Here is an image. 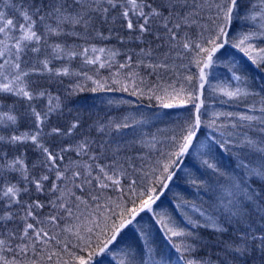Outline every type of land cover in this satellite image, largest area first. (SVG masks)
Listing matches in <instances>:
<instances>
[{"label":"snow or ice","instance_id":"snow-or-ice-1","mask_svg":"<svg viewBox=\"0 0 264 264\" xmlns=\"http://www.w3.org/2000/svg\"><path fill=\"white\" fill-rule=\"evenodd\" d=\"M0 6L4 9L0 10V126L2 131L8 132L10 125L22 119L31 121L33 128L19 135L16 129L8 135L0 134V264H95L96 257L110 253L125 241L126 230L139 225L137 218L141 213L152 211L153 204L160 199L158 190L162 194L169 188L170 182L178 176L177 170L185 172L187 182L202 189L208 197L207 202L182 201L178 205L180 208L190 205L197 213L195 217L186 216L187 227H180L171 219L167 224L163 220L157 221L164 227L168 239L173 241L171 247L182 264H264V106L259 109V117L247 114L240 117L245 122H258L254 134L252 123L233 125V128L247 127L249 131L229 135L227 139L221 131L219 138L215 135L206 137L208 143L202 145L206 151L198 148L192 151L202 128L215 125L214 121L205 125L202 120L204 101L201 97L210 70L219 59L217 53L229 44L237 22H250V28L247 33H241V39L232 46L243 52L252 64L264 66V46L249 43L257 40L264 45V0H0ZM112 12L126 22L128 30L138 31L141 35L150 32L155 23L157 39L166 37L169 51H195L190 63H195L198 71L195 76L186 77L189 82H196L191 90L181 87L177 92L173 88V94L168 98L178 100V103L164 102V97L155 95L164 108L190 103L194 111L181 126L179 134L169 138L167 151L158 150L150 171L137 169L131 163L133 157L127 155V148L120 146L123 130L148 123L152 119L150 115L141 114L143 119L132 118L131 123L128 117H108L106 123L97 118L88 125V135L75 146L61 143L59 151L50 149L46 144L48 139L60 137L63 141L71 137L79 129L81 120L77 118L65 128L51 127L44 131L59 103L53 105L47 89L36 88L29 78L37 68L35 65L29 68V61L24 59L29 52L40 53L43 45L45 51L51 49L52 60L81 55L86 63H95L87 58L88 48L68 45L67 40L86 39L89 30H95L97 22L106 23ZM204 13L208 14L207 26L200 23ZM195 28L199 29V34L193 39L190 33ZM160 30L163 37L158 34ZM141 52L151 55L150 51ZM167 58L165 53V61ZM131 59L128 57L129 61ZM50 62L46 58L40 63L52 73L53 69L48 68ZM120 67H129V64ZM148 67L167 69L168 64L161 62ZM69 74L67 68L55 70L57 76ZM233 78L239 80L241 77L233 73ZM93 83L97 85L91 89L93 92L117 90L106 88L98 81ZM77 88L83 91V88ZM76 90L74 88L73 92ZM119 90L128 91L126 86ZM261 91L264 92V88ZM240 94V89L224 93L229 98ZM46 95L50 97L46 110L37 111L32 102ZM132 95L137 93L134 91ZM9 98L12 103L5 104ZM55 99L59 101V97ZM21 104L27 107L21 110ZM14 112L18 115L11 114ZM93 131L109 139L97 140L91 136ZM28 140L39 153L30 166L26 153L17 147L20 144L27 146ZM139 143L154 147L151 142L141 140ZM220 150L228 153L230 168L217 159L216 153ZM69 151L75 152L80 159L63 163ZM85 156L87 160L83 159ZM186 157L192 158L191 167L185 166ZM122 180L127 184V196ZM94 183L100 190L119 188L121 195L114 206L107 205L106 214L97 211V218L89 221L90 226L69 223V218L79 220L83 215L82 212L76 214L81 204L91 206L83 195L76 194V190L83 193L85 185L91 187ZM33 192L36 197L30 202L19 198L22 195L31 197ZM40 193L46 197L47 204L39 198ZM88 194L96 209H101L100 196ZM46 206H51L52 213L38 219L40 213L37 210ZM46 222L58 228L63 222L60 232L71 239L61 241L59 233L51 235L42 226ZM135 230L138 244L125 243L121 264H170V257L154 247L150 229ZM51 241L63 247L59 251H50ZM64 255L69 259H63Z\"/></svg>","mask_w":264,"mask_h":264},{"label":"trees","instance_id":"trees-1","mask_svg":"<svg viewBox=\"0 0 264 264\" xmlns=\"http://www.w3.org/2000/svg\"><path fill=\"white\" fill-rule=\"evenodd\" d=\"M191 2V0H190ZM0 10H4L0 6ZM204 19L200 20L201 24L205 26L208 25L207 13L202 14ZM237 22L235 30L238 27ZM234 29L232 31H234ZM239 31V30H238ZM235 32V31H234ZM100 33V35H97ZM161 37L164 36L162 30L158 33ZM193 39H196L199 34V29L195 28L190 33ZM205 35L207 33L205 32ZM139 37V38H137ZM51 43V41H49ZM68 45L76 46L81 45L89 49L87 53V58L89 60L96 61L95 63H86L85 57L77 55L72 58L65 57L62 60H52V51L47 49L45 51L44 46L41 45V51L38 54L29 52L28 55L24 57L25 60L29 61L28 67L31 68L33 65L36 66L37 71L32 73L30 80L35 82V86L39 90L47 89L51 94V99L53 105L59 103V108L55 113L52 114L50 120L47 122L48 126L45 127L44 131L47 132L51 127H61L65 128L70 123L74 122L77 118L81 120V124L78 130L71 136L66 137L61 140L60 137H52L46 141L47 146L52 149L55 148L56 151H59V145L63 143L65 146L71 144L75 146V143L78 140H81L83 136L88 135V125L92 123L93 120L100 118L103 122H107L108 117L114 119H122L124 117L129 118V123L132 122V118L136 120H141L143 117L141 114H146L147 112L157 113L164 112L168 110L161 106L160 102L155 99V95H160L164 97V102H168L169 95H171L173 88H181L188 80L186 77L189 75L195 76L197 73V68L195 64L190 63V61L195 57V51L186 53V50L177 49L169 51V44L167 38L157 39V25L154 23L152 30L150 32L144 33L141 35L138 31H130L126 27V22L120 18L116 12L110 13L106 23L97 22L95 25V30H89L86 39H73L69 38L67 40ZM253 45L264 46L259 43L257 40L249 41ZM95 48L97 51L93 52L92 49ZM99 49H104L105 51L100 52ZM141 50H144V53L151 52V55L142 54ZM238 52L230 51L231 56L233 57L234 62L232 63H220L217 64L219 67V83L223 85L224 91H235L240 89V95L238 97L231 98V103L235 105L233 108H223L226 105L223 101V105L220 103L222 101L219 99L214 104H216L215 109L224 110L227 113L229 120L233 119V114L238 118L242 115H255L259 117L261 115L259 109L264 106V92L261 91L260 85L256 83L251 76H253V65L246 67L245 59H248L243 52L237 48ZM115 53V55H113ZM165 53L168 54V58L165 61ZM179 53V54H178ZM193 55V56H191ZM128 57H131V61L128 60ZM46 58L50 59L48 68L53 69L52 73H49L48 70L43 66L41 61ZM161 62H166L168 64L167 69L158 68L153 69L148 67L150 64H159ZM129 64V67L121 68L122 64ZM103 65V66H101ZM195 66V67H194ZM256 66V65H255ZM67 68L69 75H55L56 69ZM235 73L236 76H242L239 80L232 79L231 73ZM92 77L88 79L87 77ZM228 77L230 83L224 82L223 80ZM264 77V76H263ZM222 79V80H221ZM226 79V80H228ZM93 81H98L105 84L106 88L117 89L114 91H91L92 88L97 87ZM209 81V79H208ZM195 80L192 82L188 81V84L192 87L195 85ZM207 84V83H206ZM83 88V91H80L79 88ZM127 87L128 91L119 90L123 87ZM264 87V85H262ZM77 89L73 92V89ZM136 92L137 95H132L133 92ZM245 92L250 93L249 95H244ZM72 93V95H69ZM140 93H143L142 95ZM6 95V94H5ZM204 95V93H203ZM223 96H226L221 94ZM59 97V101L55 98ZM151 97V99H150ZM227 97V96H226ZM49 96L40 97L37 100H34L32 103L37 106V111L46 110L45 106L48 104ZM203 96L201 97V99ZM113 101L112 104H109L108 101ZM130 103H123V102ZM172 100H169V102ZM239 101H242L239 103ZM238 102V103H237ZM5 104H11L12 98L6 99ZM189 106V105H188ZM27 107L26 104H21L20 108L23 110ZM174 113L176 111L180 112L183 106L175 107ZM7 109H5L6 111ZM231 113L232 115H228ZM12 115H18V113H11ZM233 125H237L238 121L233 120ZM164 120H159L152 127L153 129H162ZM236 122V123H235ZM253 125H259L258 122H251ZM145 125V124H144ZM141 125H135L133 128L123 130V139L120 142L121 148H127V155L133 157L131 163L135 165L137 169H143L144 171H150V161H155L156 158L150 152H146L145 148L138 145L140 134L137 130ZM12 129H16V134L27 133L33 130L31 121L18 119L17 124L10 125L9 131H2V126H0V134L8 135ZM232 132V131H231ZM240 133V132H239ZM254 134V133H253ZM113 135H118L113 133ZM91 136L97 140H107L108 136H101L99 133L93 131ZM135 141V143H133ZM131 144V147L128 145ZM19 151L26 153L27 162L29 166L32 161L36 160L39 153L35 151L32 147V141H27V146L20 144L17 146ZM164 147L168 148V144H165ZM19 151L17 154H19ZM226 153L223 150H220V155L223 159H226ZM148 154V155H147ZM228 154V153H227ZM65 161L68 160H77L80 157H77L75 152L69 151L65 154ZM84 160H87L88 157H83ZM226 164L222 165L225 167L228 166V160L226 159ZM186 167H191L192 164L189 160H186ZM230 168V167H229ZM132 169L129 168V172ZM178 171V175L174 178L173 182H170L169 188L164 189L162 194L158 190L160 199L158 200V205L156 207L152 206V211H145L141 213L139 220V225L130 226L126 230V239L121 244L117 245L110 253L101 254L95 258V264H121L122 260V249L124 248L125 243H137L136 240V228H142L150 222L153 227L158 231L157 233L162 235L164 244L162 245L167 252V257H170V263H176L178 254L175 252L174 248L171 247L173 241L168 239V234L164 231V227L157 223L158 220H163L165 224L168 223L169 219L172 220V216L177 214L178 218H181L179 210L177 209L178 205L182 201H191L196 204H199L201 201L207 202L208 197L203 195L201 189L192 187L186 180H183L185 177V172ZM180 172V173H179ZM96 173L94 172L93 175ZM204 179H207L204 177ZM80 182L79 180L77 181ZM59 183V182H58ZM124 186V195L127 196V184L122 180ZM62 186V185H61ZM89 192L93 195L100 196V205L101 209H96V205L90 199ZM77 195H83L84 199L88 201L90 207L81 204L80 211L77 212V215H80L82 212L83 215L80 216L79 220L69 218V223L74 225H79L81 227L90 226L89 221L95 220L97 218L96 212L99 211L101 215L107 213V205L116 202L117 198L120 197V190L116 188H108L105 190H100L98 187L85 185V191L81 193L79 190H76ZM2 195V193H0ZM36 194L33 192L32 196L22 195L19 197L22 201H29L34 199ZM39 198L47 204L46 197L43 193L39 194ZM110 198V199H109ZM174 209V214L171 216L168 214V209ZM186 213L183 216L184 226L187 227L186 216L195 217L197 213L191 208L190 205L184 207ZM94 209H96L94 211ZM75 210V209H74ZM40 213L38 219H43L52 213L51 206H46L43 209L37 210ZM167 211V214L165 213ZM91 214V215H90ZM173 221V220H172ZM29 222L31 218H29ZM11 226V225H10ZM45 227L51 235L59 233V239L61 241L71 239L68 234L60 232V228L64 226V223H60V227H54L49 223L42 225ZM207 235V233H205ZM179 243L178 240L174 241ZM138 244V243H137ZM63 245H57L55 241H51L48 249L50 251H59ZM31 252H29V257H31ZM200 255H204L201 253ZM55 259V258H54ZM63 259L68 260L67 255L63 256ZM179 260V259H178ZM180 261V260H179ZM47 264V262H44ZM178 264V262L176 263ZM179 264H182L180 261Z\"/></svg>","mask_w":264,"mask_h":264},{"label":"rangeland","instance_id":"rangeland-1","mask_svg":"<svg viewBox=\"0 0 264 264\" xmlns=\"http://www.w3.org/2000/svg\"><path fill=\"white\" fill-rule=\"evenodd\" d=\"M236 27V26H235ZM250 28V22L249 23H238V27L237 29L234 31H232L231 33V38H230V42L228 45L225 46L224 49H222L219 53H217V56L219 57V59L217 60L216 65L210 70L211 75L208 77L209 81L206 84L205 90H204V95H203V101H204V107H202L201 112H202V120L204 121L205 125H209L211 124L213 121L215 122L214 126L211 127H203L202 131L199 133V141L196 142L194 141V145L195 147L192 149L193 152L196 151V149H200V151H206V147H202V145H207L208 141L206 139V137H211L213 135H215L217 138L220 137L221 131H223V135L224 138L227 139L229 137V135H236L239 132H247L249 131V129L247 127H235L233 128L232 123H234L233 120H237L238 124L237 125H247L248 123L251 122H245L240 120V118H238V115L236 116L235 114H233V119L229 120L227 117V113L224 110H220V109H215L217 107L216 104H214L216 101H218L219 99H221L222 101H220V103L223 105V101H225L226 105H223L225 108H233L235 107V105H233L231 103L232 99L229 98L228 96H223L221 94L225 93L224 91V87L223 85L221 86V84L219 83V74H221V72L219 73V66L217 64L220 63H232L234 61L233 57L230 55L231 54V50L238 52L237 48L233 47L232 44L238 42L241 39V33H247L249 31ZM239 30V31H238ZM240 53V52H238ZM193 56V55H191ZM251 61L249 59H245V64L246 67H248L250 65ZM195 64V63H192ZM252 65V63H251ZM250 65V66H251ZM195 67V66H194ZM254 68H252L253 71V76H251L250 78H252L256 83H258L260 85V88H264L262 85H264V66L262 67H257L255 65H253ZM231 73V77L233 78V73ZM242 78V76H241ZM228 77H226L223 81L224 82H228ZM222 80V79H221ZM196 83V82H194ZM230 83V81L228 82ZM181 87H183L186 91L191 90V85L188 84V81L182 85ZM229 91L230 87H228ZM180 90V88H177V92ZM173 94V91L172 93ZM182 96L185 94H181ZM169 102V100H168ZM172 103H178V100L176 101H170ZM242 101H239V103H241ZM264 101H262L263 103ZM238 103V102H237ZM189 105V106H188ZM183 108L180 110V112L176 111L177 113H174L175 111V107L168 109V110H164V112H157V113H152V112H147L145 115H150L152 117V119L146 123L145 125L142 124L141 127H139L138 133L141 135L139 141L143 140L146 143L147 142H151L152 145H154V147H148V146H142L140 143H138V145L142 146L145 148L146 152H150L154 155V157L157 159L158 156V150L161 151H167L168 148L164 147L165 144H170V140L169 138L172 135H178L181 129V126L184 124L185 120L190 116L191 112L194 111V109L192 108V105L190 103H185L184 105H182ZM181 106V107H182ZM143 119V118H142ZM164 120L165 122L163 123V128L161 129H153V125L155 123H157L159 120ZM236 123V122H235ZM253 124V123H252ZM259 127V125H253V128L251 130L252 133H255L256 129ZM232 131V132H231ZM148 155V154H147ZM217 155V159L219 160V162L221 164L225 163L226 164V159L228 160V166L231 167V161L229 158V155L226 153V159H223L222 156L220 155V151H217L216 153ZM186 160H189L190 163L192 164V158L191 157H186ZM154 161H150V168L152 166V163ZM180 173V172H179ZM179 177V175H178ZM207 178V177H206ZM183 180H185V177L183 176ZM202 190V189H201ZM203 191V190H202ZM203 195L206 196L207 195L204 193L203 191ZM158 200L156 201L155 204H153L154 207H156L158 205ZM180 207H177V209H179ZM185 210V208L183 207L182 210H179V214L181 215V218H178L177 214H174V209L170 208L168 209V214L169 215H173L171 218L173 220L174 223H178L180 227H185L184 226V218L182 215H184L186 212L183 211ZM166 215L167 211H165ZM183 221V222H182ZM144 229H150L151 230V237L150 239L153 241L154 243V247L160 251L163 255H165L167 257V252L165 250V248H163V244H164V240L166 239V237L163 238L162 235L158 234L157 230L155 229V227H153L151 225V223L149 222L148 225L142 227ZM138 243V241H137ZM165 246V244H164ZM178 262L179 264V260L177 258L176 263ZM176 263H170V264H176Z\"/></svg>","mask_w":264,"mask_h":264}]
</instances>
